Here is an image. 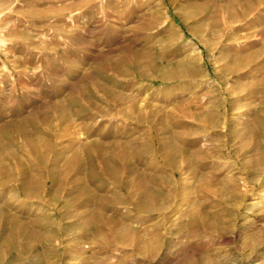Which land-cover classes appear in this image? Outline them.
Wrapping results in <instances>:
<instances>
[{
	"label": "rangeland",
	"instance_id": "rangeland-1",
	"mask_svg": "<svg viewBox=\"0 0 264 264\" xmlns=\"http://www.w3.org/2000/svg\"><path fill=\"white\" fill-rule=\"evenodd\" d=\"M0 264H264V0H0Z\"/></svg>",
	"mask_w": 264,
	"mask_h": 264
}]
</instances>
